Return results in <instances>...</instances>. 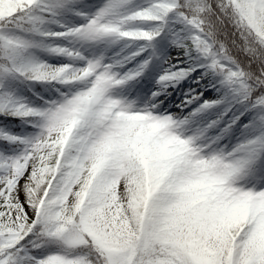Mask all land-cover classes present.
Returning <instances> with one entry per match:
<instances>
[{
    "label": "snow or ice",
    "instance_id": "obj_1",
    "mask_svg": "<svg viewBox=\"0 0 264 264\" xmlns=\"http://www.w3.org/2000/svg\"><path fill=\"white\" fill-rule=\"evenodd\" d=\"M0 264H264V0H0Z\"/></svg>",
    "mask_w": 264,
    "mask_h": 264
},
{
    "label": "trees",
    "instance_id": "obj_2",
    "mask_svg": "<svg viewBox=\"0 0 264 264\" xmlns=\"http://www.w3.org/2000/svg\"><path fill=\"white\" fill-rule=\"evenodd\" d=\"M12 127H15V125H13Z\"/></svg>",
    "mask_w": 264,
    "mask_h": 264
}]
</instances>
